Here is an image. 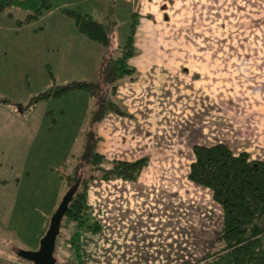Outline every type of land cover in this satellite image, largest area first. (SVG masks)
I'll list each match as a JSON object with an SVG mask.
<instances>
[{
  "label": "rangeland",
  "instance_id": "rangeland-1",
  "mask_svg": "<svg viewBox=\"0 0 264 264\" xmlns=\"http://www.w3.org/2000/svg\"><path fill=\"white\" fill-rule=\"evenodd\" d=\"M113 1L53 0L51 10L21 24L25 11L0 13V264H32L16 250L39 248L95 108L82 90L27 108L31 97L55 84L98 78L102 48L82 35L81 42L69 39L75 37L69 31L78 34L74 25L61 29V39L53 21L73 22L59 7L90 13L116 32L120 45L135 23L137 54L128 64L137 78L125 79L122 97H116L135 118L114 125L110 118L98 127V150L107 159L146 155L149 162L137 181L89 185L105 200L103 234L83 246V238L73 240L75 224L64 220L54 264H193L221 221L210 191L187 177L193 145L224 141L235 153L264 152V0H137L135 11L132 3ZM53 46L58 51L48 49ZM164 202L172 204L170 237L160 225L149 231L143 222L151 213L153 222L164 217L158 208ZM178 205L187 207L185 225L177 219ZM150 232L156 239L143 240Z\"/></svg>",
  "mask_w": 264,
  "mask_h": 264
},
{
  "label": "trees",
  "instance_id": "trees-1",
  "mask_svg": "<svg viewBox=\"0 0 264 264\" xmlns=\"http://www.w3.org/2000/svg\"><path fill=\"white\" fill-rule=\"evenodd\" d=\"M52 7L53 0H0V13L7 11V15L12 16V8L26 12L22 19H17L18 24L38 19ZM60 12L72 20L81 35L97 43L103 53L96 80L72 79L55 84L31 97L27 104L29 109L40 100L57 98L72 90L85 91L95 101L83 149L73 171L65 178L67 190L64 195L70 189H74V193L62 216L54 251L63 234L64 220L75 224L77 230L72 238L77 243L83 232L97 234L100 231L101 226L87 203L88 187L93 181H137L149 162L146 155L133 160L107 159L98 150L101 138L97 128L108 113L132 117L116 94L119 81L137 78L136 69L128 64V60L137 54L133 43L135 23L130 25L125 44L120 45L108 25L90 13L68 7L61 8ZM136 15L133 13L132 18ZM48 72L51 75L50 70ZM192 152L194 157L187 177L193 184L210 191L221 213L219 228L214 236H210L211 240H205L208 250L193 264H264V158H252L248 151L235 153L222 141L211 145L195 144ZM16 252L18 258L25 260L20 250Z\"/></svg>",
  "mask_w": 264,
  "mask_h": 264
},
{
  "label": "crops",
  "instance_id": "crops-1",
  "mask_svg": "<svg viewBox=\"0 0 264 264\" xmlns=\"http://www.w3.org/2000/svg\"><path fill=\"white\" fill-rule=\"evenodd\" d=\"M115 1V0H114ZM113 1V2H114ZM117 1H126V2H128V3H132L133 1H137V0H117ZM132 5V9L135 11V4L134 3H132L131 4ZM61 8H63V7H59L58 9H59V13L60 14H62L61 12H60V9ZM51 10V9H50ZM46 12H48V11H46ZM46 12H44V13H46ZM44 13L42 14V15H44ZM47 15H49V14H47ZM63 15V14H62ZM53 23L55 24L56 23V25H57V27L60 29V31H61V29H66V27L67 28H71V25H73V23L71 24L68 20H59L58 22H55V21H53ZM59 23V24H58ZM75 28V27H74ZM76 30V29H75ZM113 31V30H112ZM70 33H72L73 35H75V37L74 38H69V39H72V40H75V41H77V42H81L82 41V39L83 38H79V36H77V35H81L77 30H76V32L78 33V34H74V32H72V31H69ZM115 34H116V32L115 31H113ZM61 39H62V37L64 36L63 35V33H62V31H61ZM83 36V35H82ZM84 37V36H83ZM85 39H87L86 37H85ZM87 40H89V39H87ZM91 41L89 40V43H90ZM118 42V41H117ZM94 43V42H93ZM66 47H68V49H70V51H71V48H73V46L72 45H66ZM91 47V46H90ZM48 49H57V47H55V46H53V47H51V48H49L48 47ZM57 51H58V49H57ZM102 53H103V51H101V49H100V55H102ZM135 57V56H134ZM131 58H133V57H131ZM130 58V59H131ZM129 59V60H130ZM69 60V59H68ZM67 60V61H68ZM99 62V61H98ZM135 68V67H134ZM136 69V68H135ZM138 70V69H137ZM193 77H195L196 78V80L197 79H199V74H195V75H193ZM128 82V81H127ZM125 79H123V80H121V81H119V83H118V88H117V94H116V97L118 96V97H122L121 96V94L123 93V91H124V89H125ZM122 104H125V106H127L128 107V105H127V103H126V101H122ZM129 108V107H128ZM111 113H108L104 118H103V120H101V122L99 123V125H98V127L99 128H101L102 129V127H103V129H104V124H108V121L110 120V118H112V125H114V124H116L117 122H122L123 121V119H125V118H128V117H124V116H119V115H116V114H114L115 116H111L110 115ZM132 114V113H131ZM129 118H135V116L132 114V117H129ZM263 133H264V125H263ZM262 139H263V137H262ZM217 142H221V141H217ZM222 142H224V141H222ZM262 142L260 141V143H259V149L257 150V152H260L261 150H262V147H260V144H261ZM248 152H250V154H251V157L252 158H264V152H263V154L262 155H259V156H254L253 155V153L251 152V151H249L248 150ZM142 156V155H141ZM139 156H137L136 158H138ZM135 159V158H134ZM131 160V159H130ZM113 181H115V180H113ZM117 181H121V180H117ZM125 184H127V181H125ZM109 185L107 184V185H105V186H103L102 185V189H104V187L105 188H107ZM125 186H128V185H125ZM196 186V185H195ZM199 187V186H198ZM118 188H120L119 186H118ZM200 188V187H199ZM89 191V194L87 195V199H88V202H89V205H90V207H91V212H92V215L94 216V218L95 219H97L98 220V222H99V224H100V226H101V228H100V231L97 233V234H92V233H90V232H83V234L81 235V239L83 238V246H88L89 245V243H91V241H92V237H94V236H97V235H102L103 234V231H104V224H102V219L101 218H103V215L105 214L104 213V211H103V209H102V203L105 201V200H103V199H100L99 198V196H98V194L97 195H92V193H90L91 191H93L91 188H90V190H88ZM102 193L103 192H106L107 193V191L105 190V191H101ZM110 194H111V192H109ZM165 203V202H164ZM165 205V207H160V206H158V208H160V211L163 213V216L164 217H162V216H159L158 218H154V222L151 220L152 218H150V215H152L153 213H151V214H149V218H147V219H145L143 222L144 223H146V225H145V229L146 230H151V228H154L155 226L154 225H160V227H161V230H165L166 232V235L168 236V237H170V235H171V231H170V228H172L171 227V214H172V212L170 211V210H172V204L169 202L168 204H164ZM187 205V204H186ZM217 206H218V204H216ZM163 206V205H162ZM219 207V206H218ZM176 210H177V215H178V217H177V219L178 220H180V224L183 222L181 219H185V215H186V209H187V207L186 206H184V205H178L176 208H175ZM197 209V208H196ZM220 209V208H219ZM129 211V210H128ZM221 214V213H220ZM157 219H160L159 221L157 220ZM152 221V222H151ZM184 223V225L186 224V221H184L183 222ZM196 223H198L197 222V220H196V222L194 223V224H196ZM137 225H139L138 223H137V220H136V222H134L133 223V226L134 227H136ZM201 225H202V223H201ZM133 227V228H134ZM191 227H193V226H191ZM136 230H138V228H136ZM199 230V229H198ZM197 231V228L193 231V233H191V234H194V233H197L196 232ZM146 234V235H145ZM186 234V233H185ZM155 235V233H152V232H150V233H144V235H143V237H142V239L143 240H146V241H148V242H152V239L154 238V239H156V237L154 236ZM139 237V236H138ZM138 237L136 236L134 239H136L137 241H139V239H138ZM150 245H152V244H150ZM146 246V245H145ZM147 256L146 257H150V256H152V257H156L157 256V254L156 253H152V254H149V253H145ZM166 254V253H165ZM168 258L169 257H171L172 256V250H171V248L169 247V250H168V252H167V255H166ZM151 262H153V261H151ZM154 263V262H153ZM172 263V261L170 260L169 261V259H168V262L166 263H164V264H171ZM155 264V263H154Z\"/></svg>",
  "mask_w": 264,
  "mask_h": 264
},
{
  "label": "water",
  "instance_id": "water-1",
  "mask_svg": "<svg viewBox=\"0 0 264 264\" xmlns=\"http://www.w3.org/2000/svg\"><path fill=\"white\" fill-rule=\"evenodd\" d=\"M74 189H70L63 196L61 202L57 206L55 212L50 218L49 226L44 236L40 240L39 248L36 251L21 252L20 255L25 260L32 264H54L55 258L53 255L55 240L59 232L62 216L70 202Z\"/></svg>",
  "mask_w": 264,
  "mask_h": 264
}]
</instances>
